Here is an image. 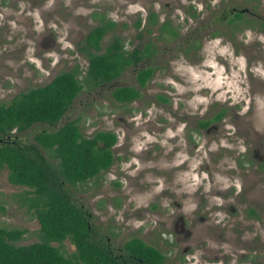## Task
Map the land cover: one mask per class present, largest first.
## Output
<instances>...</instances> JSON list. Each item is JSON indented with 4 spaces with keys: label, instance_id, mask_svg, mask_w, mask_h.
Segmentation results:
<instances>
[{
    "label": "rangeland",
    "instance_id": "rangeland-1",
    "mask_svg": "<svg viewBox=\"0 0 264 264\" xmlns=\"http://www.w3.org/2000/svg\"><path fill=\"white\" fill-rule=\"evenodd\" d=\"M167 1L0 0V103H7L27 88L45 84L61 71L76 68L81 78L86 59L77 48L83 45L86 32L101 22L114 23L99 42L102 48L113 36L119 37L126 49L153 43L155 54L142 60L153 68L143 87L137 85L133 68L127 67L110 84L82 88L54 125L36 123L20 133L21 138L31 140L38 130L54 129L78 118L84 136L97 130L116 134L113 163L95 177L70 187L76 202L91 214L89 222L94 233L103 239L110 237L114 246L146 234L148 244L163 249L151 234L154 223L149 206L156 191L163 187L156 171L167 172L173 167L179 172L177 188L186 189L190 195L201 186L200 152L193 151L191 144L184 147L179 140L182 150L173 161L168 163L160 158L156 168L153 154L159 147L154 143L153 132L156 127H163L160 145L166 151L174 134L168 130L171 121L168 109L194 121L223 108V116L218 120L224 125L223 136L236 129L247 136L238 133L235 141L236 150L242 152L247 147L250 166L256 160L251 149L259 157L264 155V26H259L262 19L242 14L236 24L240 31L233 38L223 29L222 34L209 33L216 25V20L211 22L209 18L221 5L247 8L264 19V0H176L175 4L170 1L165 5ZM189 2L196 3L195 9L199 11L196 20L185 12ZM151 11L157 13L159 21L167 18L172 27H179L177 36L160 33L155 25L148 24L146 16ZM137 19L139 26L135 25ZM198 22L206 29L196 36L198 31L194 33L192 29ZM191 32L199 40V48L184 54L179 47L184 38H191L188 35ZM122 85L137 88L140 96L129 103L114 101L110 91ZM185 123H178L175 132L179 133ZM250 142L254 143L251 148ZM221 146L225 153L216 155L218 145L215 141L210 144L213 158L210 163L226 161L221 171H212V186L217 187L228 176L224 172L227 166L233 164L227 153L233 147L230 139L222 137ZM43 154L54 162L50 151ZM203 185L210 187L209 183ZM30 196L29 188L8 183L5 169L0 170V227L23 229L21 238L15 241L17 244L39 240L38 222L27 206ZM142 222L146 224L139 229ZM52 245L59 246L64 255L73 251L67 239ZM203 245L209 248L208 253L199 244L191 245L195 249L185 255L178 251L173 264H216L215 244L209 240Z\"/></svg>",
    "mask_w": 264,
    "mask_h": 264
},
{
    "label": "trees",
    "instance_id": "trees-1",
    "mask_svg": "<svg viewBox=\"0 0 264 264\" xmlns=\"http://www.w3.org/2000/svg\"><path fill=\"white\" fill-rule=\"evenodd\" d=\"M147 18L148 24L154 22L152 12ZM237 18L240 20V15ZM113 25L112 21L101 22L84 35L83 45L77 48L86 59L81 78L76 68L61 71L45 84L27 88L7 103H0V170L5 169L8 183L29 188L31 196L27 206L33 210L39 226V240L26 245L12 242L21 236L23 229L0 227V264H124L108 255L103 237H92L88 211L76 202L70 191V187L95 177L113 163L116 134L97 130L91 136H84L78 118H74L57 128L34 132L31 140L20 135L36 123L54 125L82 88L110 83L127 67L133 68L137 85H145L153 68L142 60L155 54L153 43L126 49L121 39L113 36L102 48L99 42ZM259 26H264V19ZM159 29L160 33L176 35L168 22ZM198 48L199 44H195L193 51ZM110 95L118 103H129L140 96V91L122 85L114 87ZM219 116L216 114L201 124ZM44 151H50L54 162L45 157ZM65 239L73 246L69 255L52 245ZM122 250L128 259L133 256L150 264L162 261L158 251L137 237L124 241Z\"/></svg>",
    "mask_w": 264,
    "mask_h": 264
},
{
    "label": "flooded vegetation",
    "instance_id": "flooded-vegetation-1",
    "mask_svg": "<svg viewBox=\"0 0 264 264\" xmlns=\"http://www.w3.org/2000/svg\"><path fill=\"white\" fill-rule=\"evenodd\" d=\"M170 1L173 4L176 3V0H168L164 4L168 5ZM194 4L196 3L189 2L185 7V12L190 19L196 20L199 11H196ZM151 12L153 13L154 22L150 25H155L159 32V28L165 22H168V25L176 30L177 36L179 27H172L167 18H162L159 21L157 13ZM242 14L263 19V17L255 16L247 8H236L235 6L223 4L209 18L211 22L216 20L215 27L209 30L210 35L216 34L217 31L222 34V29L228 36L235 35L240 31V28L236 26L239 20L237 16L240 15L241 18L243 17ZM230 19L233 21L229 22ZM199 23L192 29L194 33L198 31L196 36L201 32L204 33L206 29L205 27H200ZM191 34L193 33L191 32L188 35L191 36ZM196 36L193 35L190 39L184 38L179 49L182 52L186 50L192 52L194 45L199 44ZM230 38H233V36ZM167 112L171 120L168 124V130L174 131V134L169 138L171 147L166 151L160 145L163 127L158 126L153 132L155 134L154 143L159 147L153 154L157 164L156 168H159L160 158H163L168 163L173 161L175 154L182 150L178 143L181 140L184 147L191 144L193 151L200 152L201 164L199 172H201L200 175L202 174L201 186L191 194V197L186 189L177 188V185H180V182L176 181L179 172H175L173 167H170L167 172L156 171V175L162 178L163 187L156 191L153 203L149 206L154 223L151 228V234L153 235L152 238L157 239L163 249L160 250L156 245L148 244L146 240L149 237L146 234L143 237H136L162 255L160 264H173L178 251L185 255L190 252L191 248L195 249V246L191 247V245L199 244L201 249L208 253L210 251L209 248L203 244L209 240L215 244L214 251L216 255L214 257L216 264H264V155L259 157L256 154L257 151L251 149V155L257 161L255 160V163L250 166V159L246 155L247 147L244 146L245 148L242 152L238 149L236 150L235 141L238 133L245 136V138L247 136L237 129L232 134L226 133L223 136L221 128L224 125L218 122L223 116V108L210 117H198L194 121H191L185 114L176 112L173 109H168ZM216 114L220 116L211 120L214 123L201 124L207 119H212ZM181 121L186 123L181 131L176 133L177 125ZM222 137H225V140L230 139L233 146L231 151L227 150L228 156L230 155L229 160L231 159L233 164L227 166L228 169H225L224 172L228 176H225V180L221 181V185L217 187V184L212 186V171H221V165L225 164L226 166V161L218 160L215 165L210 163L213 159L210 156V144L215 141L218 145L216 155L225 153L222 151L223 148L221 146ZM203 139L204 141L202 142ZM198 142L199 144H197ZM250 143L251 148L254 143ZM194 154L196 155V152ZM189 157L190 152L188 151L187 158ZM204 183H209L210 187H204ZM208 198L211 202L208 201ZM88 214L89 219L91 214ZM145 224L144 222L140 223L138 228H143ZM92 235L95 239L100 238L94 231H92ZM15 241L13 240L12 242L17 244ZM122 244L114 246L113 239L107 236L104 237V246L111 258L120 260L124 264H135L134 260L137 261V264H150L148 261L144 262L133 256L129 259L125 258ZM176 261L177 263L180 262L179 260Z\"/></svg>",
    "mask_w": 264,
    "mask_h": 264
}]
</instances>
